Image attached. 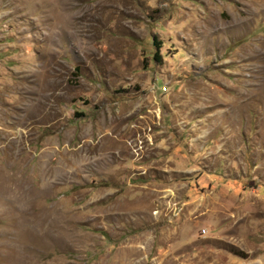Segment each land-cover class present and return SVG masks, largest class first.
<instances>
[{"label":"rangeland","instance_id":"obj_1","mask_svg":"<svg viewBox=\"0 0 264 264\" xmlns=\"http://www.w3.org/2000/svg\"><path fill=\"white\" fill-rule=\"evenodd\" d=\"M0 264H264V0H0Z\"/></svg>","mask_w":264,"mask_h":264},{"label":"trees","instance_id":"obj_2","mask_svg":"<svg viewBox=\"0 0 264 264\" xmlns=\"http://www.w3.org/2000/svg\"><path fill=\"white\" fill-rule=\"evenodd\" d=\"M156 42V41H155ZM160 48V47H159ZM155 58L157 59V55H155Z\"/></svg>","mask_w":264,"mask_h":264}]
</instances>
